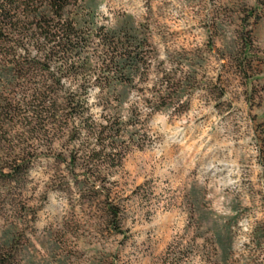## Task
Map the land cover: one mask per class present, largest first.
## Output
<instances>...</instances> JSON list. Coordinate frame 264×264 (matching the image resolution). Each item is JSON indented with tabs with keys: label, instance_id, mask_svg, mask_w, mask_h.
<instances>
[{
	"label": "rangeland",
	"instance_id": "obj_1",
	"mask_svg": "<svg viewBox=\"0 0 264 264\" xmlns=\"http://www.w3.org/2000/svg\"><path fill=\"white\" fill-rule=\"evenodd\" d=\"M87 3L94 25L127 27L138 44L125 80L111 89L118 104L97 87L88 95L97 121L116 113L122 122L124 158L117 167H99L103 183L95 185L103 184L119 206L120 225L108 223L104 195L67 203L56 191L61 182L94 180L91 166L70 171L52 159L68 155L63 140L50 148L31 143L39 158L23 193L26 218L18 227L31 235L20 264H264V0ZM255 8L259 20L250 19L249 27L261 60L245 83L229 55L241 16ZM10 80L0 68V95L16 103L5 89ZM78 84L67 80L65 89ZM1 123L15 137L14 150L0 143L3 163L26 144L19 118ZM15 222L11 214L0 216V241Z\"/></svg>",
	"mask_w": 264,
	"mask_h": 264
},
{
	"label": "trees",
	"instance_id": "obj_2",
	"mask_svg": "<svg viewBox=\"0 0 264 264\" xmlns=\"http://www.w3.org/2000/svg\"><path fill=\"white\" fill-rule=\"evenodd\" d=\"M87 1L0 0V68L11 76V85L5 89L19 98L14 103L0 95V122L19 118L24 123L26 144L20 154L0 162V216L7 213L17 219L16 226L12 224L0 241V264H20L19 257L30 242V232L18 226L26 218L23 193L32 165L39 158L31 145L37 141H46L50 148L56 140H63L68 155L61 152L53 156L58 166L66 165L70 171L79 163L87 171L91 166L94 180L88 177L82 185L77 181L57 184L56 191L67 203L104 195L108 223L115 228L120 225L119 206L109 202L110 193L103 184L95 185L103 183L99 167L121 165L125 155L122 122L116 113L102 116L106 123L97 121L88 106V95L97 87L99 94L118 104L120 95L112 88L125 80L126 63L133 60L138 44L127 27L116 32L94 25V9ZM259 13V8L247 9L241 16L238 44L229 55L234 72L245 83L255 79L261 60L249 27L250 19L259 20ZM94 58L96 62H92ZM67 80L78 82V89H65ZM254 91L252 84L248 93L251 105ZM259 127V152L264 161V124ZM14 139L1 123L0 143L14 150ZM91 141L94 148H89Z\"/></svg>",
	"mask_w": 264,
	"mask_h": 264
}]
</instances>
